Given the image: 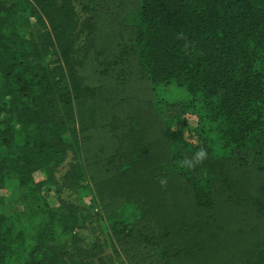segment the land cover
<instances>
[{
  "label": "trees",
  "instance_id": "16d2710c",
  "mask_svg": "<svg viewBox=\"0 0 264 264\" xmlns=\"http://www.w3.org/2000/svg\"><path fill=\"white\" fill-rule=\"evenodd\" d=\"M129 17L130 38L115 58L101 60L100 47L93 60L92 36L81 37L82 27L92 34L95 21H82L73 0H0V264H183L172 246L177 235L191 232L208 257L223 240L205 236L207 223L247 219L253 231L264 226V0H138ZM181 32L185 39L177 38ZM130 61L137 75L115 80L149 83L154 118L146 107L138 115L135 109L129 124L137 128L136 150L113 145L106 163L121 173L130 169L153 118L166 151L148 163L183 188L180 197L201 214L187 223L175 201L148 210L123 202H141L132 194L117 210L93 212L102 202L86 183L92 176L81 155H96L90 144L103 140L94 126L103 111L100 88L88 85L83 70L95 66L101 82L111 67ZM137 97L120 103L137 106ZM202 147V164L181 165ZM69 153L78 163L58 182ZM231 208L245 213H223ZM91 224L102 240L87 229ZM245 254L244 264H264V245Z\"/></svg>",
  "mask_w": 264,
  "mask_h": 264
},
{
  "label": "rangeland",
  "instance_id": "374dc122",
  "mask_svg": "<svg viewBox=\"0 0 264 264\" xmlns=\"http://www.w3.org/2000/svg\"><path fill=\"white\" fill-rule=\"evenodd\" d=\"M73 4L83 21L85 18H94L95 23H91V32L88 34L89 28L85 29L82 27L84 34L81 37V42H85L90 36L92 39L89 43L93 45V49L88 53L87 56L93 59L96 49L102 47V54L100 56L101 60H112L115 58V54L119 52L118 45L121 42H126L130 38V31L128 26L127 17L129 14L138 10V0H73ZM87 5V7H83ZM80 42V43H81ZM75 57V56H74ZM86 57V61L94 64L95 59ZM76 59H80V55H76ZM75 59V60H76ZM136 68L134 62L130 61L128 63H120L114 67L110 68V73L101 82H98L96 78V67L91 66L84 67L83 77L89 86H99V100L100 108L103 113L98 117L97 122L94 124L95 129L99 127L98 135L101 136L103 140L97 143V146L90 144L91 148L96 150V155L93 156L89 152H83L81 155V163H86L88 165V171L92 176L87 180L88 184H92L94 193H97L98 198L101 200L102 205L93 206V212H101L104 215L111 212L112 209H118L120 203L123 200H127L129 195L132 194L134 197L138 195L141 198H135L126 202V204H134L139 208H147L150 210L153 206L158 203H163L166 206L172 205V202H176L177 206H180L184 212L187 213L185 222L187 223V218H192L190 216L196 217L199 213L194 210L192 203L187 202L184 198L180 196L185 192L183 188H178L179 186L172 187L169 185L171 182L168 181L166 186H161L159 175V165L153 163H148L150 157H157L164 154L166 151L165 144L162 141L160 135V128L154 123V115L152 114L153 102L147 98L148 91L150 89L149 83L140 82L138 78L134 77L131 80L128 79L127 83H120L115 80V78H122V73H126L128 78L129 72H134L136 74ZM137 75V74H136ZM138 83V84H137ZM137 93V94H136ZM133 95L138 96V100H141V104L134 107H129L127 103L123 104L124 99L133 97ZM121 99L123 102L120 103ZM142 108L145 112L151 110L152 115V126L147 130L142 147L138 149V155L140 158L131 157L129 162H131V167L124 173L120 171H115L111 164L106 163L105 158L108 157V151L111 146L118 144L126 149V151H133V141L132 136H135L137 130L135 131L136 125L131 126L129 124L130 119L136 113L138 115V108ZM122 108V110H120ZM123 125V126H121ZM114 127V130L112 129ZM93 127V131L95 130ZM116 133V135L113 133ZM185 138L188 142L192 140L185 133ZM144 146V147H143ZM166 157L169 158V153ZM78 163L74 154L69 153L65 164L59 168L56 172V179L58 182L62 181V177L69 173L72 163ZM140 173H144L151 179L146 181H141L137 179ZM38 177V176H37ZM39 178V177H38ZM84 184V183H83ZM257 184H254V191L256 190ZM246 191L249 188H237V190ZM92 190V191H93ZM135 201V202H134ZM48 204L51 207H56L58 205L57 196L53 193L49 194ZM166 212L169 208H165ZM245 213L244 210H235L231 208L223 213L233 214L235 212ZM222 214V213H221ZM201 215V214H199ZM254 218V217H253ZM236 225H228L227 223L218 221H213V224L207 223V232L202 231L205 236L212 237L213 240L221 239L222 244L213 245L212 250L210 249L208 257H204L203 252H199L195 247V240L191 237V232L189 234H184V236H176L174 239L173 248L175 253L183 254L184 257H179V261L183 264H244L248 262L245 253L252 252L256 249L258 244L264 245V226H254L256 231H253L247 226V219L239 220ZM250 223H256L257 220L250 219ZM97 224V223H95ZM98 226L91 224L87 227L91 232H95L97 237L101 239L102 232L100 233L97 229ZM238 230V231H237ZM96 237V238H97ZM190 239V240H189ZM192 239V240H191ZM102 240V239H101ZM191 256H203L204 258L193 261ZM193 261V262H191Z\"/></svg>",
  "mask_w": 264,
  "mask_h": 264
},
{
  "label": "clouds",
  "instance_id": "9594fccd",
  "mask_svg": "<svg viewBox=\"0 0 264 264\" xmlns=\"http://www.w3.org/2000/svg\"><path fill=\"white\" fill-rule=\"evenodd\" d=\"M178 39H185L184 33H177ZM187 47V45L185 46ZM207 159V149L206 148H200L197 152H195L191 157L185 156L183 160H181V165L183 167H186L188 169H194L198 165L202 164ZM161 186H166L167 181L165 178L160 179Z\"/></svg>",
  "mask_w": 264,
  "mask_h": 264
}]
</instances>
